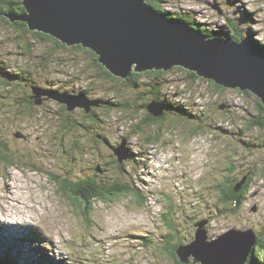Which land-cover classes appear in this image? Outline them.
I'll return each mask as SVG.
<instances>
[{"label":"rangeland","instance_id":"374dc122","mask_svg":"<svg viewBox=\"0 0 264 264\" xmlns=\"http://www.w3.org/2000/svg\"><path fill=\"white\" fill-rule=\"evenodd\" d=\"M163 10L190 13L225 36L229 32L223 24L231 18L243 39L253 37L264 44V0H171ZM240 10L248 19L240 20ZM50 45L0 13V258L8 256L18 264H176L172 242L163 240L170 229L167 220L176 240L189 241L196 218L209 215L207 240L235 227L252 229L264 238V128L251 125L259 115L255 95L223 86L215 89L211 80H194L187 69L175 66L160 76L158 88L197 116L192 122L176 117L145 127L139 91L108 78V100L119 101L125 109L115 105L108 112L98 110L96 120L101 123L91 126L92 119L79 110L65 118L54 100L32 108L23 102L27 82L12 79L14 69L27 70L28 80L37 77L56 84L69 80L82 87L92 79L94 95L106 96V83L88 77V71L76 79L89 63L86 53ZM74 98V104L89 99ZM199 117L206 122L204 129L193 134V121ZM223 126L237 135H221ZM97 133L108 134L115 146L121 138L132 146L135 157L124 173L109 156V146L96 141ZM256 139L258 148H250ZM229 161L235 166L231 173L226 170ZM250 165L254 174L247 199L231 210L214 187L227 174L239 178ZM93 174L107 187L121 176L115 181L129 185L141 199L124 194L93 200L84 188L80 190L85 198L78 196L80 178Z\"/></svg>","mask_w":264,"mask_h":264},{"label":"water","instance_id":"95a60500","mask_svg":"<svg viewBox=\"0 0 264 264\" xmlns=\"http://www.w3.org/2000/svg\"><path fill=\"white\" fill-rule=\"evenodd\" d=\"M22 4L25 12L7 14L9 21L22 20L32 31L92 49L114 76L179 66L220 86L249 91L264 106V53L248 38L209 37L191 23L157 11L146 0H22ZM56 99L73 107L72 97ZM147 108L160 116L165 105L151 102ZM125 145L122 140L114 149L119 162L129 157ZM206 222L197 221L193 241L179 245L180 261L187 263L193 257L200 264H244L257 241L256 233L230 228L207 240Z\"/></svg>","mask_w":264,"mask_h":264},{"label":"trees","instance_id":"16d2710c","mask_svg":"<svg viewBox=\"0 0 264 264\" xmlns=\"http://www.w3.org/2000/svg\"><path fill=\"white\" fill-rule=\"evenodd\" d=\"M147 3L149 5H151L154 9H156L157 11L160 12H164L166 13L169 17L174 18L172 15H176L175 18H178L180 20L186 21L191 23V25H193L196 29H199L201 32H203L204 34H207L209 37H214L216 35L222 36L224 38H227L231 41H240L241 39H243L242 37V33L240 32V28L238 27V22H234L233 19L231 18H226V22L223 24V27L227 28V31L229 32L228 36L226 35H222L220 33L215 32L213 29L208 28L207 26H205L204 24H201L197 21L194 20V18L191 16L190 13L187 12H171L169 10L165 11L163 10V4L167 1H171V0H146ZM172 1H181V0H172ZM231 2V1H230ZM25 12V7L22 4V0H0V13H3L6 17L7 14H12V15H21ZM172 14V15H171ZM249 15L246 14L245 12L243 13L240 10V20H246L248 19ZM8 18V17H7ZM8 20H10L8 18ZM233 20V21H232ZM11 23V22H10ZM237 23V24H236ZM11 24H15L16 23H11ZM23 31L28 32L30 34H32L34 36V38H38L41 40H47L49 42L53 41L55 48H65L67 45L63 44L60 40L54 38L53 36L44 33V32H40V31H32L30 29H28L27 23L26 22H18L17 24ZM226 34V33H225ZM252 41H254V45L258 48L259 51H261L262 53L264 52V44L256 41L253 37H251ZM250 39V40H251ZM74 47H77L79 49H81L82 51L86 48H83L82 45H76ZM88 50L94 59V66H96L97 68H103L106 69L105 66L101 65L99 60H98V55L96 53H94L93 51ZM177 68H182V67H177ZM18 71V72H17ZM101 72V71H100ZM167 71L164 70H147V71H143V72H135V71H131L130 74L128 75V77H126V79H120L119 77H116L114 75H112L109 71H108V78L109 79H119L122 82H124L125 84H127V86H129L130 88H133L135 90L138 91H142L143 89L151 91L149 92L152 96H154L150 101H147L146 103V109L148 110L147 106L151 103V102H157V103H166L167 106H169V108L171 107L172 110H176V113H179L180 115H182V119H184V121L188 122L187 120H185V118H187L189 121L192 122L193 118H196V114L192 113L191 111L187 110L188 108L186 107H181L177 104L174 103H170L169 101H165L163 99V101L160 100V97L164 96V92L161 89H159L156 84L159 86V84H161L160 81V76H162L163 74H166ZM189 74V76L192 79H197L199 76L193 72V71H188L187 72ZM10 75L14 76L15 80H19L22 81L24 80V75L19 71V70H15V72H11L9 73ZM149 78L148 81L145 79ZM212 85L214 86V88H222L220 85L216 84L214 81H212ZM240 91V90H239ZM153 92V93H152ZM241 93L246 92V94H249V91H240ZM23 102L26 103V99L23 98ZM110 101V100H109ZM165 105V109H166V104ZM115 105H117L118 107L121 108V110H124L125 108L122 106V103L120 105L119 101H116V103H112L110 102V106H108V108H113ZM257 105H258V111H259V115L255 116V121H253V123L251 124L252 127L255 126V128H264V106L261 103L260 99L258 98L257 100ZM29 106V105H27ZM164 109V110H165ZM163 110V113H164ZM176 115V117H181L180 115ZM151 120L155 121V118L150 115ZM177 119V118H176ZM199 120L197 121H193L195 122L196 126L194 127L193 130V134H196L197 132H199V130L204 129L203 123V117H199ZM150 120V121H151ZM209 120V119H208ZM156 122L150 123V124H154ZM230 130L226 127H220L219 132L222 134L228 132L225 136L227 138H231L232 136L234 137L235 135H237V133H230ZM156 139H154V141H156ZM122 142V138L120 139V141L117 143V145H120ZM151 143H154L152 140L150 141ZM255 143H260L257 139L253 142V143H249V147L250 148H256ZM117 148V146H113V152L114 149ZM132 157V160L135 157V152H131L129 151V157ZM124 159L123 161L119 162V169L124 173L126 171V165H128L130 160V158ZM132 164V163H131ZM235 169V166L232 168L230 166V164L228 163L226 166V170L228 173H231L232 170ZM243 174L238 178V177H234V176H230V175H226L225 179L223 181V188L222 190L219 189V186H217V184L215 185V189L217 190V192L219 193V198H220V202L224 205H229L231 210H236V208H238L244 201V199H247L246 194L249 193L250 191V187L249 186V181L253 179L252 174H254V169L253 167L250 165V168L247 169L246 171L242 172ZM246 178L245 181L242 183V185L239 187V190H236L235 188L238 186V184L240 183V181L242 180V178ZM67 185V184H66ZM61 188V186H60ZM104 187H98L93 189L91 192V195H88L87 197H92V199H105L108 196V199H112L115 196H119V195H124V194H135L138 196L139 199H141V196H139L137 194V191L130 188L129 185H127L126 183H121L120 181H114L113 185L108 186V190L103 189ZM85 198V197H84ZM93 199V200H94ZM139 201H144V200H139ZM86 202L88 203V200H86ZM204 220V219H203ZM168 225V229L169 232H166V234H164L163 237H165V239H168L169 237L172 236V232H170L171 230H173V226L172 223L167 222ZM174 231V230H173ZM196 232V231H195ZM256 233V232H255ZM257 235V241L254 244V246L251 248L247 259L245 261L244 264H263L262 259H264V238L261 239L259 237L258 234ZM195 237V235H194ZM185 239L183 238H178L176 240V244L174 246V249L172 251V253L175 255V259L178 262V264H186L180 261V259L177 257L176 254V250L179 247V245L185 244ZM262 249V250H259ZM0 264H18L16 263L15 260L12 261V259H10L8 256H4L2 258H0Z\"/></svg>","mask_w":264,"mask_h":264},{"label":"flooded vegetation","instance_id":"af4514ba","mask_svg":"<svg viewBox=\"0 0 264 264\" xmlns=\"http://www.w3.org/2000/svg\"><path fill=\"white\" fill-rule=\"evenodd\" d=\"M14 16H17V15H14ZM10 22L11 23H16V26H18L17 25L18 22H24V21L16 19L15 21H13V22L10 21ZM18 28L21 29L19 26H18ZM45 41L47 43H50L51 44L50 46L53 49H57L58 50V49H72L73 48V49L78 50L80 52L86 53L87 57H88V60H89V63L87 64V66L83 67V69L81 70L83 72L82 75H80V76L77 75L76 79L78 77L84 76L85 70L88 71L89 72V76L87 75L88 77H93L94 79H100V80H103L106 83V89H105L106 96H104L103 98L102 97L98 98V97H96L94 95L95 91H93V90L95 89V81L92 80V79L90 80V84L88 86H82V87L75 86V83H74L75 81L73 83H71V82H69V80H67V81L60 80L56 84L54 81L49 80V79H47L46 82H42V80H39L37 77H35L34 79H33V77H31V79L28 80L27 79V75H29V72L27 70H22L20 72L24 75V78H25L22 81L23 82H27L26 85L28 87V92L25 94L26 96L24 97L26 99V104L28 103L27 105H29L30 108L35 107V106L36 107H43L47 101L54 100L55 102H58V106H59L61 112L64 114L65 118L69 117L68 116V114H69L68 112L69 111L79 110V111H82L87 118L92 119L91 120V126L95 122L98 125H100L101 121L96 120V117H97L96 116V111L103 110L105 112H108V106H110V101L108 100V70L107 69H103L101 67L97 68L96 66H94L93 56L88 50H86V49H89V50L93 51L90 48L82 46L83 48H86V49H84L82 51L81 49H79L77 47H74V46L79 45V44L68 45V44H65L63 42H62L63 44L67 45L65 48H62V47L55 48V45H54L53 41H51V42H49L47 40H45ZM41 58L44 59V57H41ZM45 60H46V58H45ZM1 69H2V66H0V71H1ZM15 70L16 69H14L13 72H15ZM74 75L75 74H72L71 77L74 76ZM10 76L12 77V79H14V76H12V75H10ZM122 79H124V78H122ZM30 81H32V82L28 83ZM125 85H127V84H125ZM156 86L158 87L157 84H156ZM149 92H151V91H148V90H145V89H143L142 91L138 92V99H140L141 110L143 109L145 111V114H144V116H142V120H141L142 123L144 124V126L145 127H148V126L149 127H154V125H158L161 122H163L164 120H170V121H174L175 120L176 121L175 114L178 115L179 113H176V110L175 111L172 110L171 107L169 108V106H167V104L163 101V99H164L165 101H169L170 103H173L172 100H169L170 97L168 95H164L163 97H160V100L163 101L166 104V106H167L166 109L164 110V113H162V115L155 116L149 110L146 109L147 101H150L154 97ZM56 93L57 94H67V95H69L68 97H72L74 99L73 102H75V98L74 97H77V96H86L89 99H92V101L88 99L87 103H82V104H74V103H72L71 106H73V107L72 108H68V104L66 102H60L57 99H53V94H56ZM60 98L67 99V97H60ZM62 110L65 111L66 113H64ZM150 115H152L155 118V121L151 120ZM180 116L182 117V115H180ZM185 120H187V118H185ZM153 122H156V123L150 124V123H153ZM142 123H141V125H142ZM63 125L65 126L66 124H63ZM141 125L138 126V128H139L138 133H140L141 130H142L143 125L142 126ZM100 128H101V126H100ZM100 128L98 127V129H100ZM146 139L150 142L152 140V137L151 136H147ZM96 141L100 142V144L105 145L107 147L109 146V148L111 150V154H109V156L112 157V161L114 160L113 162L116 164V166L119 167V161H118L117 157L114 156L115 154L113 152V146H115V145L108 142V134L103 135V134L97 133ZM259 144L260 143H255V146H256L255 149L258 148ZM98 146L99 145H97V147ZM126 146H127L128 150L133 153V150H132L133 148L129 144V142L127 143ZM105 155L108 157V154H105ZM129 158H130L129 162H131L132 161V157L130 156ZM108 164H109L108 162H106V161L104 162L105 168H107ZM229 164H230V166L232 168L234 167V164H233L232 161H229ZM102 169L98 168L97 171L102 173L103 172ZM98 177L99 176L97 174H93L91 176H86L85 178H80L81 180H80V182H79V184L77 186V190L79 192L78 196H83L80 188L86 189L88 191V193H87L88 195H91L92 194L91 191L93 189H95V188H98V187H104L107 190L108 187L106 185V182L105 183L101 182L103 180L101 178L99 179L101 181H98ZM113 179H114V181L115 180H121V176L116 175V178H113ZM224 179L222 181H224ZM250 183L251 182L249 181V184ZM110 185L112 186L113 182L108 183V186H110ZM83 186H85V187H83ZM217 186H219V189L222 190L223 182H219L217 184ZM83 197H85V196H83ZM246 197H247V194H246ZM203 219L207 221L206 222L207 225L205 226V228L207 229L208 224L210 223L209 221L211 220L210 219V215L208 217L200 216V217L196 218V220L193 222L194 230H193L192 225H191L190 230L188 232L191 235V237H187V238H189V241L185 240L186 241L185 244H182V245H186V244H188V243L193 241L194 235H195V231H196V227L194 225H195V223L197 221H200V220H203ZM167 222H169V220H167ZM170 223H171V221H170ZM207 231L209 232V230H207ZM192 234H193V236H192ZM175 235L176 234L172 233V236L169 237L168 239H165V237H163V240L172 242V249L171 250H175L174 249V246L176 244V239H175L176 236ZM176 264H178L177 261H176ZM186 264H197V263L193 261V257H189V261Z\"/></svg>","mask_w":264,"mask_h":264},{"label":"bare ground","instance_id":"6f19581e","mask_svg":"<svg viewBox=\"0 0 264 264\" xmlns=\"http://www.w3.org/2000/svg\"><path fill=\"white\" fill-rule=\"evenodd\" d=\"M264 53V52H263Z\"/></svg>","mask_w":264,"mask_h":264}]
</instances>
